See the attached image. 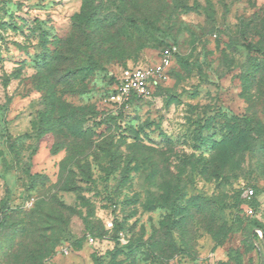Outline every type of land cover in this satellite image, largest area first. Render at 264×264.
<instances>
[{
  "label": "rangeland",
  "instance_id": "1",
  "mask_svg": "<svg viewBox=\"0 0 264 264\" xmlns=\"http://www.w3.org/2000/svg\"><path fill=\"white\" fill-rule=\"evenodd\" d=\"M263 234L264 0H0V264H264Z\"/></svg>",
  "mask_w": 264,
  "mask_h": 264
},
{
  "label": "built area",
  "instance_id": "2",
  "mask_svg": "<svg viewBox=\"0 0 264 264\" xmlns=\"http://www.w3.org/2000/svg\"><path fill=\"white\" fill-rule=\"evenodd\" d=\"M176 53L177 48L175 46H168L162 50L157 64L146 68L127 67L122 69L114 85L110 100L114 103H122L133 96L144 97L148 95L152 86L164 76ZM252 195L253 190H246V198H251ZM246 213L249 216L253 215V211L249 208L246 209Z\"/></svg>",
  "mask_w": 264,
  "mask_h": 264
},
{
  "label": "trees",
  "instance_id": "3",
  "mask_svg": "<svg viewBox=\"0 0 264 264\" xmlns=\"http://www.w3.org/2000/svg\"><path fill=\"white\" fill-rule=\"evenodd\" d=\"M125 68H127V67H123L122 69H125ZM117 82V80L115 81V83ZM113 92V91H112ZM264 235V234H263ZM254 236V238H257V235L256 234H254L253 235Z\"/></svg>",
  "mask_w": 264,
  "mask_h": 264
}]
</instances>
